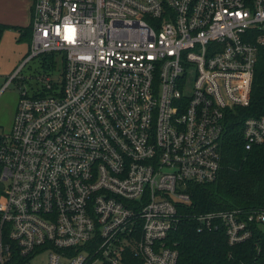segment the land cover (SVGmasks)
<instances>
[{"label": "built area", "instance_id": "2783aa9c", "mask_svg": "<svg viewBox=\"0 0 264 264\" xmlns=\"http://www.w3.org/2000/svg\"><path fill=\"white\" fill-rule=\"evenodd\" d=\"M31 22L23 65L56 62L0 127V264H177L191 185L251 100L264 0H33ZM243 137L264 145V114ZM192 216L231 245L264 231V207Z\"/></svg>", "mask_w": 264, "mask_h": 264}, {"label": "trees", "instance_id": "16d2710c", "mask_svg": "<svg viewBox=\"0 0 264 264\" xmlns=\"http://www.w3.org/2000/svg\"><path fill=\"white\" fill-rule=\"evenodd\" d=\"M11 27L18 31L19 40L26 39L31 44L32 22L26 26L0 23V39ZM38 58L43 70H51L56 62L54 54ZM259 114H264V48L260 49L255 65L250 103L236 106L228 115L218 179L191 185L192 202L184 208L190 216L181 221L174 233L179 250L177 264H264L261 228H256L248 240L231 245L224 229L200 232L192 216L211 210L264 207V145L247 149L243 137L245 118Z\"/></svg>", "mask_w": 264, "mask_h": 264}, {"label": "rangeland", "instance_id": "374dc122", "mask_svg": "<svg viewBox=\"0 0 264 264\" xmlns=\"http://www.w3.org/2000/svg\"><path fill=\"white\" fill-rule=\"evenodd\" d=\"M18 37L14 30H8L0 39V127L5 129L12 126L21 89L34 84L38 73L43 71L39 58H33L23 65L29 51V42L26 39L19 40ZM55 78H60L59 67L55 71ZM47 261L48 254L44 253L36 264H46Z\"/></svg>", "mask_w": 264, "mask_h": 264}, {"label": "crops", "instance_id": "0c3cea01", "mask_svg": "<svg viewBox=\"0 0 264 264\" xmlns=\"http://www.w3.org/2000/svg\"><path fill=\"white\" fill-rule=\"evenodd\" d=\"M32 2L33 0H0V23L13 26L28 25L32 19ZM8 30H14L18 34L13 27L6 29L5 32Z\"/></svg>", "mask_w": 264, "mask_h": 264}]
</instances>
